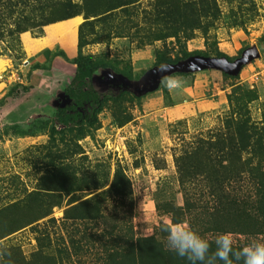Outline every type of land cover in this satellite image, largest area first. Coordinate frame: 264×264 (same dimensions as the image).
Wrapping results in <instances>:
<instances>
[{"label":"rangeland","instance_id":"rangeland-1","mask_svg":"<svg viewBox=\"0 0 264 264\" xmlns=\"http://www.w3.org/2000/svg\"><path fill=\"white\" fill-rule=\"evenodd\" d=\"M191 50L244 63H158ZM77 56L99 65L83 85ZM88 86L92 130L53 122ZM173 219L264 242V0H0V264H188Z\"/></svg>","mask_w":264,"mask_h":264},{"label":"trees","instance_id":"trees-1","mask_svg":"<svg viewBox=\"0 0 264 264\" xmlns=\"http://www.w3.org/2000/svg\"><path fill=\"white\" fill-rule=\"evenodd\" d=\"M240 53L241 51L236 54L227 55L219 51L212 55L205 51L191 50L183 51L182 54H178L172 60H161V62L158 63L177 64L185 62L188 66L202 69L207 64L210 65L215 63L220 67L225 78H237L239 69L244 63ZM198 62L202 64L197 65ZM73 63L75 64V74L72 79V85H74L75 82L83 85L84 81L89 80L99 66L88 56H77L73 59ZM163 80L164 79H162V83ZM65 92L71 98L74 105L66 109L58 108L52 116V121L57 122L62 128L66 129L92 130L97 121V113L102 108L104 98H102L100 93H98L92 86L79 87L77 90L70 87L69 89H66ZM52 130H55V127L52 126ZM261 216H263L262 212ZM152 254H150L152 259L151 264H167L166 262L164 263L160 261V254L158 251H155V248H152ZM175 260L176 259H172L169 262L172 263L175 262Z\"/></svg>","mask_w":264,"mask_h":264},{"label":"clouds","instance_id":"clouds-1","mask_svg":"<svg viewBox=\"0 0 264 264\" xmlns=\"http://www.w3.org/2000/svg\"><path fill=\"white\" fill-rule=\"evenodd\" d=\"M159 72H170L171 68L161 66ZM184 80L177 76H166L164 88L178 91L184 87ZM165 233V246L168 251L188 261V264H264V242L250 241L243 247H234L231 233H221L209 240L183 220H169L161 224ZM215 251H210L212 245ZM6 249L0 247V256L6 255Z\"/></svg>","mask_w":264,"mask_h":264},{"label":"crops","instance_id":"crops-1","mask_svg":"<svg viewBox=\"0 0 264 264\" xmlns=\"http://www.w3.org/2000/svg\"><path fill=\"white\" fill-rule=\"evenodd\" d=\"M71 22H73V21H71ZM71 22L69 21L70 25L72 24ZM70 27H73V26H70Z\"/></svg>","mask_w":264,"mask_h":264}]
</instances>
